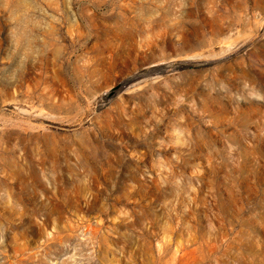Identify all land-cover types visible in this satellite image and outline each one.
Returning a JSON list of instances; mask_svg holds the SVG:
<instances>
[{
    "label": "rangeland",
    "instance_id": "1",
    "mask_svg": "<svg viewBox=\"0 0 264 264\" xmlns=\"http://www.w3.org/2000/svg\"><path fill=\"white\" fill-rule=\"evenodd\" d=\"M0 264H264V0H0Z\"/></svg>",
    "mask_w": 264,
    "mask_h": 264
}]
</instances>
